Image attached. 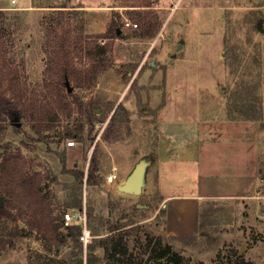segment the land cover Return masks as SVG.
<instances>
[{"label":"rangeland","instance_id":"374dc122","mask_svg":"<svg viewBox=\"0 0 264 264\" xmlns=\"http://www.w3.org/2000/svg\"><path fill=\"white\" fill-rule=\"evenodd\" d=\"M31 1L21 8L0 0L6 13L0 19V78L12 81L3 83L9 96H48L46 113L25 97L24 117L0 118V165L20 154L25 173L44 177L61 237L52 238L50 228L46 238L32 231L30 216L0 179L1 207L11 214L0 222V264H108L102 244L111 238L125 264H160L167 248L166 256H182L183 264H235L241 258L264 264V0ZM173 2L179 4L174 11ZM61 9L66 15H57ZM81 19L83 45L105 43L112 66L91 89L71 77L69 91L61 76L64 58L53 59L46 45L56 28V41L71 51V68L89 70V56L74 51ZM127 21L138 28L126 27ZM117 29L121 36L113 37ZM175 115L183 122L254 121L262 146L257 192L240 210L232 203L238 206L232 214L218 212L231 204L213 206L202 214L200 233L185 238L162 230L164 204L180 188L159 159L192 158L195 146L190 126L161 125ZM141 161L148 163L141 195L120 192ZM114 169L118 178L109 183ZM67 211L86 214L87 246L77 239L80 230L69 235L64 227ZM222 215L236 221L223 225Z\"/></svg>","mask_w":264,"mask_h":264},{"label":"crops","instance_id":"0c3cea01","mask_svg":"<svg viewBox=\"0 0 264 264\" xmlns=\"http://www.w3.org/2000/svg\"><path fill=\"white\" fill-rule=\"evenodd\" d=\"M31 3V0H16L21 8ZM172 119L162 121L161 125L190 126L195 146L192 158L171 154L159 159L165 171L179 182L175 187L180 188L164 204L162 230L168 237H193L200 233L202 214L212 213L213 206L238 203L239 209L246 198L257 192L262 148L260 130L251 120L183 122L177 115ZM236 206L222 207L218 212L232 214ZM222 216L218 221L223 225L236 221L235 217L229 220L230 215ZM243 216L246 217L245 212Z\"/></svg>","mask_w":264,"mask_h":264},{"label":"trees","instance_id":"16d2710c","mask_svg":"<svg viewBox=\"0 0 264 264\" xmlns=\"http://www.w3.org/2000/svg\"><path fill=\"white\" fill-rule=\"evenodd\" d=\"M151 6V5H146ZM60 8H67L66 6H62ZM56 10L57 15L64 16L66 15L65 11L68 10ZM76 16H79L78 12H74ZM6 15L4 10H0V19ZM136 19L141 20L142 17L138 14H134ZM78 30L80 34H78V45L76 46L75 50L81 58L84 57L83 54L89 56L91 59L92 64L90 69L88 70H74L71 68L70 63L67 62L68 57L71 55V51L67 50L66 47L56 41L58 38V32L56 28H51L49 34V42L46 45V51L53 56V59L57 57L60 59L62 56L64 58L63 68L61 70L62 82H64V87L68 89L66 83H70V78L74 77L76 85L80 88L84 89H91L95 86L98 78L101 74H103L107 69L112 66L110 58H108V53L110 52V48L106 46L104 43L103 45L93 42L89 45V47L85 48L83 45V21L82 19L78 22ZM83 27V28H82ZM153 35V34H151ZM119 30H115V36L113 37H120ZM102 38H109L107 35L101 36ZM67 39H65L66 41ZM86 44V42L84 43ZM64 46V47H63ZM79 46V47H78ZM67 59V60H66ZM54 63V61H53ZM5 81L4 78H0V118H13L16 115L20 117L25 116V112L27 110V104L25 97L27 100L32 99L33 107L38 111H41L43 114L46 113V98L48 96H43L40 93H33V95H28L27 93H16L13 96H9V90L4 89L3 83ZM11 82L12 85V81ZM5 84V83H4ZM25 92V91H24ZM11 93V92H10ZM73 95L72 93H70ZM60 95V94H59ZM38 103V105H37ZM36 104V105H35ZM81 106V105H80ZM61 109V107H60ZM25 159L22 155H12L4 159V162L0 165V179L2 181V185L5 186L7 190V194L13 199L16 198L18 202L21 204V208H25L26 214L30 216V221L28 220V226L31 228L32 231H36L40 235H44V238L47 237L45 229L50 228V235L51 237H55L57 240L60 239L61 234L59 232V224H57L56 218H53V210L51 208V203L47 195L44 194L42 184L44 182V177L39 173L34 174H27L25 173L23 166L25 164ZM88 174V181L90 182L91 177L97 172V167L91 168ZM11 204V202H8ZM10 217L11 214L6 209H3L0 206V222L5 217ZM63 217V216H62ZM69 235H73V230L77 229L80 230L81 227L78 226H70ZM72 230V231H71ZM79 240V237L77 238ZM113 238L108 239L103 242L102 248L104 250L105 256L108 260V264H125L124 261L118 255H122L119 253V245L115 242ZM4 244H0V252L3 248ZM170 251V248L163 250L159 259L163 262L160 264H183L182 256L176 254L174 258H168L166 254ZM130 264H137V263H130ZM235 264H254L251 261H246L245 259L241 258Z\"/></svg>","mask_w":264,"mask_h":264},{"label":"built area","instance_id":"2783aa9c","mask_svg":"<svg viewBox=\"0 0 264 264\" xmlns=\"http://www.w3.org/2000/svg\"><path fill=\"white\" fill-rule=\"evenodd\" d=\"M13 3H16L15 0H13ZM173 5H174V8H172L171 10H176L179 6V4H175L173 2ZM126 27H135V28H138V24H133L132 22L130 21H127L125 23ZM69 146H74L75 143L74 142H69L68 143ZM118 178L117 176V169H114L113 170V173H111L108 177H107V181L109 183H112L114 181H116ZM78 223V226H80L82 229H81V233H80V236H79V241L84 245V246H87L89 241H90V238H91V231L89 230L88 228V224H87V219H86V214L84 216H81L80 214H73L71 212H64L63 214V217H62V223L64 225V227H70V225H75V223Z\"/></svg>","mask_w":264,"mask_h":264},{"label":"water","instance_id":"95a60500","mask_svg":"<svg viewBox=\"0 0 264 264\" xmlns=\"http://www.w3.org/2000/svg\"><path fill=\"white\" fill-rule=\"evenodd\" d=\"M260 31L264 32V28H260ZM67 86H68V90L72 91L68 83ZM147 164L148 163L146 161H141L137 165L133 173L127 178V180H125L123 184H120L118 186V190L128 195H134V196L141 195L145 183V172H146ZM1 200L2 197H0V206H1Z\"/></svg>","mask_w":264,"mask_h":264}]
</instances>
